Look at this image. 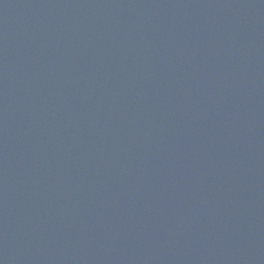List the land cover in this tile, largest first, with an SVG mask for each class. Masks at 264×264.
I'll return each mask as SVG.
<instances>
[{"label":"water","instance_id":"95a60500","mask_svg":"<svg viewBox=\"0 0 264 264\" xmlns=\"http://www.w3.org/2000/svg\"><path fill=\"white\" fill-rule=\"evenodd\" d=\"M0 264H264V0H0Z\"/></svg>","mask_w":264,"mask_h":264}]
</instances>
